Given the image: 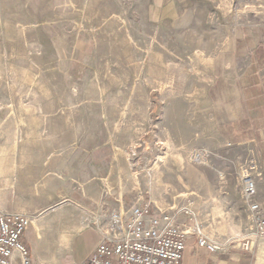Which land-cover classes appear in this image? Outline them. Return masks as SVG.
<instances>
[{
  "label": "rangeland",
  "instance_id": "1",
  "mask_svg": "<svg viewBox=\"0 0 264 264\" xmlns=\"http://www.w3.org/2000/svg\"><path fill=\"white\" fill-rule=\"evenodd\" d=\"M148 9L149 0H0V117L43 116L48 132L67 127L94 162L105 200L126 203L110 219L149 201L178 213L192 227L184 253V264H192L205 251L200 236L242 249L252 240L255 223L240 176L249 169L258 191L264 172L254 152L242 153L233 139L240 77L223 66L232 26L246 25L253 11L262 17L264 0H234L217 22L205 11L157 21ZM237 198L248 209V229L216 235L222 222L240 221L231 212ZM55 206L66 207L65 214L78 210L70 199ZM23 240L39 251L35 227ZM99 241L87 231L63 264H82Z\"/></svg>",
  "mask_w": 264,
  "mask_h": 264
},
{
  "label": "crops",
  "instance_id": "2",
  "mask_svg": "<svg viewBox=\"0 0 264 264\" xmlns=\"http://www.w3.org/2000/svg\"><path fill=\"white\" fill-rule=\"evenodd\" d=\"M233 1L149 0L148 10L152 20L155 16L157 21H182L196 12H214L217 22L219 13L227 12L228 3L231 5ZM258 14L251 15L246 25L232 26L223 68L226 74L240 77L242 112L240 117L232 116L230 120L240 125L233 139L237 146L244 147L242 153L247 149L254 152L264 172V15L259 17ZM58 123L65 124L64 121ZM0 125H4L0 127V210L7 215L32 218L30 227H35L36 239L41 241L39 251L24 244L32 264H63L66 256L73 252L75 242L89 230L101 241L100 229H104L110 214L118 213L119 207L124 208L126 203L119 201V205L105 200L102 185L95 180L94 162L89 164L88 151L67 136L68 128L63 126L56 129L60 130L58 132H48L43 116L0 117ZM67 199L77 205V212L65 214L66 207L55 209L57 201ZM258 200L264 217V179L258 185ZM230 204L234 205L231 212L236 213L240 221L229 225L222 222L215 228L216 235L240 236L249 227L245 221V218L249 220V212L241 200L233 199ZM82 208L92 214L79 210ZM42 213H50L51 218L38 222L37 217ZM52 216L60 219L54 220ZM51 232L54 233L51 248L43 249L49 242L46 235ZM23 239L24 236L22 242ZM228 242L215 241L222 245L217 252L202 248L205 251L192 264H264V238L254 240L251 253L237 243ZM186 250L187 247L184 253ZM181 264H184V254Z\"/></svg>",
  "mask_w": 264,
  "mask_h": 264
},
{
  "label": "built area",
  "instance_id": "3",
  "mask_svg": "<svg viewBox=\"0 0 264 264\" xmlns=\"http://www.w3.org/2000/svg\"><path fill=\"white\" fill-rule=\"evenodd\" d=\"M242 198L253 214L255 229L252 240L244 241L242 247L249 250L255 239L264 238V217L256 179L249 169L240 176ZM191 215V210H184ZM175 212H165L149 201L133 207L129 215L115 214L93 253L82 264H181L192 227L179 219ZM32 225L27 215H7L0 211V264H32L28 248L22 242L25 232ZM198 244L211 252L221 249L205 237Z\"/></svg>",
  "mask_w": 264,
  "mask_h": 264
}]
</instances>
